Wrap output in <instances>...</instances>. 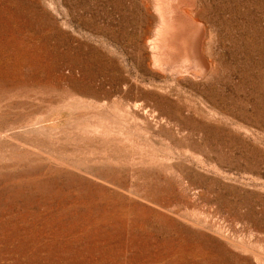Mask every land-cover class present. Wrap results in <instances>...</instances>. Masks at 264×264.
I'll use <instances>...</instances> for the list:
<instances>
[{
	"label": "rangeland",
	"instance_id": "obj_1",
	"mask_svg": "<svg viewBox=\"0 0 264 264\" xmlns=\"http://www.w3.org/2000/svg\"><path fill=\"white\" fill-rule=\"evenodd\" d=\"M192 1L0 0V264H264V0Z\"/></svg>",
	"mask_w": 264,
	"mask_h": 264
},
{
	"label": "bare ground",
	"instance_id": "obj_2",
	"mask_svg": "<svg viewBox=\"0 0 264 264\" xmlns=\"http://www.w3.org/2000/svg\"><path fill=\"white\" fill-rule=\"evenodd\" d=\"M195 1L191 2V6H196ZM157 9L161 14L163 24L162 27L159 28L158 36L153 46L154 51L156 52L154 58L159 64H164L163 62L166 50L164 51L163 49L171 46V33L179 26V24L171 19L168 12V5L166 0H157ZM192 12V8L190 10L184 9L183 11H179V16L184 18V20L189 21ZM218 22L222 27V23L224 21L219 20ZM215 25L217 27L218 23ZM215 25H213V28L207 30L204 26H202V23L200 22L197 25V29L192 32L191 35L187 38V40L184 42L187 61L195 62L202 73H206L207 71L215 67L216 59H219L222 56L221 49L219 50V52H214V48L224 47L225 39H229V41L234 42V37L227 35V33L221 36V34L216 31L217 28L215 27ZM102 75L103 78L100 80V82L108 83L110 88H112L115 82L114 78L108 75L105 69L102 70ZM128 89L129 88L124 87L125 92H128ZM135 107L138 108L139 105L135 104Z\"/></svg>",
	"mask_w": 264,
	"mask_h": 264
}]
</instances>
